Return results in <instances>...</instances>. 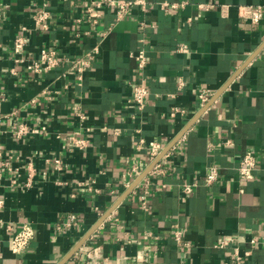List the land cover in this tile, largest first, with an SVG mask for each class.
I'll return each mask as SVG.
<instances>
[{"label":"crops","instance_id":"1","mask_svg":"<svg viewBox=\"0 0 264 264\" xmlns=\"http://www.w3.org/2000/svg\"><path fill=\"white\" fill-rule=\"evenodd\" d=\"M145 1L119 21L95 10L94 24L90 0H0V264H61L87 236L65 264H233L236 252L264 264V17L247 16L264 15V0ZM43 48L59 53L51 72L28 68ZM94 48L79 73L75 62ZM139 51L143 111L132 102ZM205 90L208 104L223 92L152 167L153 147L165 151L184 131ZM22 126L37 132L19 135ZM72 137L86 146L72 148ZM250 152L257 170L244 181ZM213 166L220 178L208 185ZM25 224L36 238L15 253L6 227Z\"/></svg>","mask_w":264,"mask_h":264},{"label":"built area","instance_id":"2","mask_svg":"<svg viewBox=\"0 0 264 264\" xmlns=\"http://www.w3.org/2000/svg\"><path fill=\"white\" fill-rule=\"evenodd\" d=\"M91 6L88 7L85 11V16L90 22H93L96 24L98 22V19L102 16L100 12H95V10L100 11L103 8H109L114 10L115 15L117 17V20H122L127 16L129 11L134 6L138 5H146L145 0H132V1H125V0H90ZM188 4V1H182L178 3H165L163 4V8L165 9H179L181 7H185ZM200 7H204L201 5ZM247 16L253 23H258L261 21V19L264 17L263 12L261 9H258L257 11L252 10L251 8H247ZM48 19V14L46 12H43L39 15L38 20L40 22H46ZM44 28H47L46 23L43 24ZM25 47V41L23 37H19L15 40L14 43V52L16 56L18 57V60L16 62L22 63V59H20L19 55L23 53ZM1 48V45H0ZM182 53H189L190 49L187 46H182L179 49ZM98 53V49L94 48V51L89 53L87 56V59H81L75 64L78 67L79 73H82L86 66L89 65L90 61H92L95 58V54ZM135 58L138 62V69H139V75H138V81L134 85V92L132 97V102L135 104L138 110L143 111L146 105V100L149 96V89L146 86V77L144 74V70L146 69V66L148 64V58L145 55L144 51H139L135 55ZM60 64V58L59 53L54 49L49 48H43L40 51V57L37 61H35L33 64L28 65V68L31 70H34L35 72H51L55 70ZM212 93L209 91H203L199 95V102L201 106V110L208 105V102L210 101L212 97ZM200 110V111H201ZM172 117L177 116H185V111L179 108H174L173 112L171 113ZM1 122V119H0ZM37 131H29L27 127H20L18 134L19 135H25V134H35ZM180 141V140H179ZM72 148H84L86 146V142L82 139L78 140L77 138L72 137ZM0 144H1V138H0ZM162 147L160 145H155L152 149V156L154 159H158V157L162 154ZM1 155V154H0ZM165 156V155H164ZM163 156V157H164ZM162 157V158H163ZM160 159V161L162 160ZM257 156L250 152L247 153L243 159L240 162V167L238 170V174L240 179L244 181H250L254 179L255 172L257 170ZM158 161V163L160 162ZM158 163L154 166L155 168L158 166ZM5 166H8V164H4ZM132 173H135L136 175L140 174V170L137 166H134L132 171L129 173L131 175ZM220 178V170L217 166H213L210 168V171L208 175L206 176V183L208 185H211L215 183ZM192 184H186L184 186V190L186 193H190L193 190ZM3 202H0V206ZM73 220V216L70 217ZM7 231H9L12 234V249L15 253H22L29 245L30 243L36 238V231L30 224L23 225L20 229H14L11 226L6 227ZM233 241V240H231ZM231 241H224L220 247H226L229 242ZM253 245L256 244V241H251ZM247 256H249V253H247ZM244 258L239 255L238 252H236V258L233 262V264H242Z\"/></svg>","mask_w":264,"mask_h":264},{"label":"water","instance_id":"3","mask_svg":"<svg viewBox=\"0 0 264 264\" xmlns=\"http://www.w3.org/2000/svg\"><path fill=\"white\" fill-rule=\"evenodd\" d=\"M223 90L219 91L215 98L206 106L204 107L199 113L198 115L187 125V127L184 129V131L166 148L165 151L162 152V154L158 157V159L155 160L154 164L152 165V167H154L158 161H160V159L176 144V142L192 127V125L201 117V115L213 104V102L215 101V99L217 97H219L222 94ZM151 167V168H152ZM151 168L149 170H147L144 174H142L132 185L131 188L129 189L130 193L145 177L146 175L149 173V171L151 170ZM112 211H110L107 215H110ZM106 215V216H107ZM90 235V234H89ZM88 238L85 237L83 239V241L77 245L75 247V249L64 259V261H62L61 264H65L71 257L72 255L82 246V244L86 241V239Z\"/></svg>","mask_w":264,"mask_h":264}]
</instances>
